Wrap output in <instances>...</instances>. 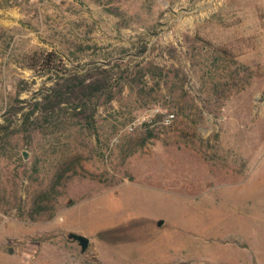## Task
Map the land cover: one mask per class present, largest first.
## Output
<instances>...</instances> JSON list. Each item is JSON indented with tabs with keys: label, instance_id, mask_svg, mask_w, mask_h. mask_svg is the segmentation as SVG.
<instances>
[{
	"label": "rangeland",
	"instance_id": "1",
	"mask_svg": "<svg viewBox=\"0 0 264 264\" xmlns=\"http://www.w3.org/2000/svg\"><path fill=\"white\" fill-rule=\"evenodd\" d=\"M47 53L91 125L11 116ZM0 126V264H264V0H0Z\"/></svg>",
	"mask_w": 264,
	"mask_h": 264
},
{
	"label": "trees",
	"instance_id": "2",
	"mask_svg": "<svg viewBox=\"0 0 264 264\" xmlns=\"http://www.w3.org/2000/svg\"><path fill=\"white\" fill-rule=\"evenodd\" d=\"M52 55L51 53L42 54L37 62L45 67L48 74L56 75V78H51L52 86L41 90L43 91L41 96L35 94L32 98L34 102L29 103L30 110L27 112H23L22 106H12L11 116L20 114L24 125L27 122L31 125L29 129H43L50 124L53 117H60L62 112L66 113L69 106L74 119L91 125L93 123L92 105L95 104V101L107 93L108 100L113 99V94L108 92L110 79L108 71L99 65L85 71L77 70V68L70 71L65 70L61 76H58V69ZM23 103L26 101L17 102V104ZM35 114L37 115L35 116ZM31 118L33 121L30 120Z\"/></svg>",
	"mask_w": 264,
	"mask_h": 264
},
{
	"label": "water",
	"instance_id": "3",
	"mask_svg": "<svg viewBox=\"0 0 264 264\" xmlns=\"http://www.w3.org/2000/svg\"><path fill=\"white\" fill-rule=\"evenodd\" d=\"M161 223L162 221H160L158 225H160ZM68 237L70 240L78 242L82 252L86 249L87 244H88L87 238L80 236V235H76V234H69Z\"/></svg>",
	"mask_w": 264,
	"mask_h": 264
},
{
	"label": "built area",
	"instance_id": "4",
	"mask_svg": "<svg viewBox=\"0 0 264 264\" xmlns=\"http://www.w3.org/2000/svg\"><path fill=\"white\" fill-rule=\"evenodd\" d=\"M153 113H158V111L157 110H154ZM161 119H162L161 121H162V123L164 125H168V124L171 123V116L170 115H164V116H162Z\"/></svg>",
	"mask_w": 264,
	"mask_h": 264
}]
</instances>
